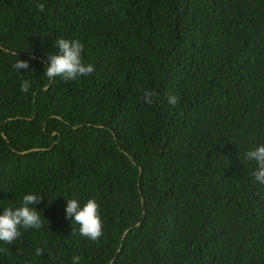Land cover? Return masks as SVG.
<instances>
[{"label":"trees","instance_id":"1","mask_svg":"<svg viewBox=\"0 0 264 264\" xmlns=\"http://www.w3.org/2000/svg\"><path fill=\"white\" fill-rule=\"evenodd\" d=\"M58 38L90 75L48 81ZM262 143L264 0H0V213L33 193L43 221L0 241V264H264L244 158ZM90 198L96 242L65 215Z\"/></svg>","mask_w":264,"mask_h":264},{"label":"clouds","instance_id":"2","mask_svg":"<svg viewBox=\"0 0 264 264\" xmlns=\"http://www.w3.org/2000/svg\"><path fill=\"white\" fill-rule=\"evenodd\" d=\"M35 8L39 12H44L45 4L35 3ZM54 47L56 52H50L47 55L48 66L44 70V75L48 81L60 77L65 81H73L81 76H88L94 71L91 64H85L82 60L84 45L79 39L58 38ZM14 68H28V62L18 59ZM30 87L28 81L21 82L20 89L27 92ZM157 93L145 90L143 99L146 104L154 102ZM166 100L169 105L175 107L179 103V97L176 94H166ZM248 161L255 162L256 168L251 175L260 184H264V143L250 148L244 155ZM42 197L33 193L24 194L19 206H7L0 213V241L6 244H13L21 236V228L40 229L43 226L41 213L34 207L40 202ZM65 215L71 219L72 223L79 225L78 232L81 236L96 242L103 235V222L99 213V205L95 199H88L81 205L77 199H67L65 206ZM75 232L76 230H72ZM44 249L37 247L35 255L41 256ZM80 256L72 257V264H79Z\"/></svg>","mask_w":264,"mask_h":264},{"label":"water","instance_id":"3","mask_svg":"<svg viewBox=\"0 0 264 264\" xmlns=\"http://www.w3.org/2000/svg\"><path fill=\"white\" fill-rule=\"evenodd\" d=\"M141 203H142V199H141V201H140Z\"/></svg>","mask_w":264,"mask_h":264}]
</instances>
